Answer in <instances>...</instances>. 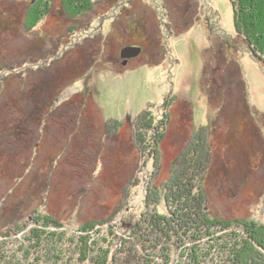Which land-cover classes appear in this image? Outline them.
<instances>
[{"label":"rangeland","instance_id":"1","mask_svg":"<svg viewBox=\"0 0 264 264\" xmlns=\"http://www.w3.org/2000/svg\"><path fill=\"white\" fill-rule=\"evenodd\" d=\"M36 1L0 0L1 262L82 264L79 238L89 234L90 256L108 250L134 264L131 244L107 242L126 240L147 185L165 183L202 128L213 152L203 179L209 207L226 220L264 222V66L238 37L230 0H91L79 17L63 0H42L47 13L27 30ZM127 46L140 52L126 59ZM147 111L166 123L159 170L150 148L141 154L136 143L135 123ZM157 211L165 214L163 203ZM47 216L62 227L45 230L54 242L33 253L29 231ZM95 220L109 224L78 232ZM214 244L206 238L170 254L162 244L140 264H163L166 254L169 264H188L190 248L212 253Z\"/></svg>","mask_w":264,"mask_h":264},{"label":"trees","instance_id":"2","mask_svg":"<svg viewBox=\"0 0 264 264\" xmlns=\"http://www.w3.org/2000/svg\"><path fill=\"white\" fill-rule=\"evenodd\" d=\"M39 1L37 6L30 8L26 13L27 30L34 28L47 13L49 2L43 3L42 0H37L36 3ZM230 1L233 10V24L238 37L248 47L253 57L264 66V0ZM62 2L67 12L77 17L89 12L91 3H93L91 0H63ZM5 80L6 78L2 79L3 83ZM20 116L18 115L19 120ZM164 125H166L164 120L154 119L148 111L138 116L135 123L138 149L142 154L150 148V154L154 155L153 161L157 162L156 166L152 165V167L157 170H159V156L156 155L158 150L155 148L164 137ZM198 132L196 136L191 135L184 149L175 159L172 171L165 183L161 187H155L153 183L147 185L146 193L144 192L146 194L144 195L145 211L133 224H130L127 228L129 232L123 233L126 240L116 243L113 237L112 241L107 243L110 248L113 246L114 250L126 243L131 244L132 249L126 247L127 252L132 251V253H127V256L135 257L134 264H140V258L144 259L142 255H146L151 249L155 251L162 244L167 247L162 246L160 252L163 250V253L170 254L177 246L181 247L186 243L209 238L215 243L211 248L213 252H204L207 250L204 249L200 254L198 249L192 247L185 255L188 264H207L210 254L215 255L214 264H264V222L248 219L226 220L220 212L216 215L209 207L210 201L203 187V179L212 165L213 152L210 148V136L207 129L202 128ZM147 137L150 139L149 143ZM160 203L164 205L165 214L157 211ZM41 219L44 220L43 224L39 225L38 221L34 223L42 229L31 228L29 232L32 236L27 239L29 242H34L29 247L33 253L42 250L49 238L55 236L45 230L50 227H62L52 217L47 216ZM107 224L109 221H91L82 225L83 227L78 232L88 234L94 232L95 228ZM233 224L235 227H241L239 233L230 230ZM24 229V226L14 227L13 232L20 234L26 231ZM218 233L222 234L217 235ZM113 235L110 233L111 237ZM89 238V234L79 238L82 264H119V258L113 259V251L102 250L90 256L94 248L88 244ZM65 240L66 246L70 248L73 240L68 237ZM52 241L53 239H50L49 242ZM25 252H28L26 260H31L32 253L29 250ZM167 254L164 257L158 256L163 264L170 263V255L167 256ZM34 259L28 264H35ZM56 259L61 260L59 257ZM0 264L6 263L0 261Z\"/></svg>","mask_w":264,"mask_h":264},{"label":"flooded vegetation","instance_id":"3","mask_svg":"<svg viewBox=\"0 0 264 264\" xmlns=\"http://www.w3.org/2000/svg\"><path fill=\"white\" fill-rule=\"evenodd\" d=\"M140 46H127L124 48V50H126V55H129L130 57H134L136 56L139 52H138V48ZM142 48V47H141ZM126 59H130L129 57H126Z\"/></svg>","mask_w":264,"mask_h":264},{"label":"water","instance_id":"4","mask_svg":"<svg viewBox=\"0 0 264 264\" xmlns=\"http://www.w3.org/2000/svg\"><path fill=\"white\" fill-rule=\"evenodd\" d=\"M126 50H124L123 52H122V57H130L129 55H126ZM138 52H140V50H138Z\"/></svg>","mask_w":264,"mask_h":264}]
</instances>
